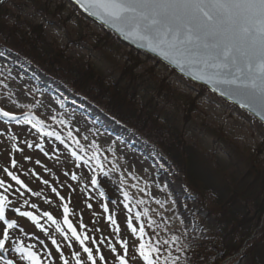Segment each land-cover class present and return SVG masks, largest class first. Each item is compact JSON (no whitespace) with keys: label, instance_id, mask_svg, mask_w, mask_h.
Wrapping results in <instances>:
<instances>
[{"label":"rangeland","instance_id":"374dc122","mask_svg":"<svg viewBox=\"0 0 264 264\" xmlns=\"http://www.w3.org/2000/svg\"><path fill=\"white\" fill-rule=\"evenodd\" d=\"M0 9V22L9 29L8 35L0 33V108L15 116L0 115V180L4 181L0 194L9 201L5 218L18 220V226L9 230L5 248L0 249V264L8 260L30 264L21 259L28 249L37 254L41 264H77V259L91 264L64 223V205L77 233L89 237L84 244L93 249L97 264H119L116 257L123 254L122 241L127 242L129 264H143L136 252L140 236L128 229L129 219L137 230L144 226L145 243L159 240L161 251L154 255L160 259L179 255L187 248L183 242L187 236L205 238L207 232L197 212L203 207L210 211L213 206L207 205L208 198H200L205 202L202 207L191 197L184 175L163 165L162 145L168 131L170 140L176 134L209 163L224 164L231 177L251 172L247 179L252 185V174L264 175L262 124L162 64L143 55L134 57L128 47L83 18L67 0H0ZM27 24H39L49 44L46 51L59 52L66 62L57 57L58 64H51L42 47L33 49L29 33H23L29 30ZM67 69L74 73L68 74ZM130 70L137 75L134 83L130 82L134 75L128 73V78L126 73L128 84L118 80L117 89L123 96L135 89V99L112 98L116 106L124 108V123L113 118L119 119L107 111L106 103L91 100L94 93L87 96L73 85V79L84 74L113 84L122 72ZM146 100H152L150 109L160 114L161 122L145 121L146 111L152 112L140 105ZM169 113L178 118L172 120ZM165 117L166 123L162 122ZM93 176L96 185L91 182ZM259 191L264 194V186L260 185ZM102 205H107V212ZM15 208L38 216L43 227L19 217ZM44 212H49L55 223L43 216ZM110 215L115 225L108 219ZM192 246L194 249L196 243ZM18 248L26 251L21 253ZM76 252L79 257L73 256Z\"/></svg>","mask_w":264,"mask_h":264},{"label":"snow or ice","instance_id":"6c2138e0","mask_svg":"<svg viewBox=\"0 0 264 264\" xmlns=\"http://www.w3.org/2000/svg\"><path fill=\"white\" fill-rule=\"evenodd\" d=\"M77 3L92 16L111 24L118 32L129 38L144 41V47L152 52H158L181 69L195 68V79L208 83L228 84L239 91L251 94L258 99L264 111V0H77ZM0 115L15 119L12 112L3 108H0ZM36 147L40 148V145L37 144ZM12 164L15 166L16 161L13 160ZM4 171L17 184L26 187L13 172L7 169ZM72 179H76L75 174L72 175ZM91 182L96 185L97 178L93 176ZM44 183L47 184L48 181L45 180ZM0 187H4L3 180H0ZM52 191L56 192V189L53 188ZM8 207V197L0 194V221L3 222L0 224L2 230L0 249L5 248V242L10 238L9 230L18 226V220L5 218V209ZM88 207H91V204ZM102 207L108 211L107 205ZM13 211L18 213L19 217L30 219L36 227H43L38 222L39 217L32 212H21L19 208ZM63 211L64 223L68 230L79 242L91 264H97L93 249L84 244L89 237L81 238L77 233L68 219L67 205H64ZM43 216L55 223L49 212H44ZM108 219L113 225L116 224L113 216L110 215ZM136 219H140L139 213ZM127 227L133 235L140 236L136 252L143 264H159V256L154 255L161 251L159 240L145 243L144 226L141 224L137 230L131 219L128 220ZM57 231L64 235L59 227ZM116 231L119 232L118 226ZM92 242L95 243V240ZM163 243L167 245L168 241L165 240ZM52 244L56 245L59 251L55 239L52 240ZM109 247L113 252L117 251L111 245ZM121 248L123 254L116 259L119 264H129L126 241L121 242ZM17 251L24 253L26 250L18 248ZM96 252L98 254L99 249ZM73 256L79 257L80 253H73ZM60 258L63 259V256ZM21 259L29 260L30 264H41L40 258L31 249H28L27 255H22ZM100 259L103 260L104 257L100 256ZM7 264H14V261L8 260ZM64 264L68 262L65 261ZM77 264H81L80 259H77Z\"/></svg>","mask_w":264,"mask_h":264},{"label":"trees","instance_id":"16d2710c","mask_svg":"<svg viewBox=\"0 0 264 264\" xmlns=\"http://www.w3.org/2000/svg\"><path fill=\"white\" fill-rule=\"evenodd\" d=\"M1 10V9H0ZM28 29L24 34L29 33L32 48L40 50L42 47L45 54L51 64H58V58H64V55H60L59 52L46 51L44 36L41 34V26L39 24H27ZM15 28V27H14ZM0 33L6 35L9 34L4 22H0ZM3 35V34H2ZM10 36V35H9ZM116 41V40H115ZM118 44V43H117ZM134 57H139L133 51H130ZM55 56V57H54ZM66 62V59H65ZM91 69V68H90ZM88 69V70H90ZM131 72H122L115 82L108 83V85L101 78L93 76V74H84L78 78L73 79V85L76 86L75 90L82 92L89 96L94 93L95 97H90L91 100L96 102L106 103L107 111L116 115L121 121H125L123 109L114 104L112 98L124 97V101L128 98L135 99L134 94L137 93L135 89L130 88V92L123 96V93L118 91V80H124V75ZM87 72V70H86ZM68 74H73L71 69H67ZM133 79L131 85L134 83L137 75L132 73ZM129 78V74H128ZM88 81L92 82L90 86ZM128 84V81H125ZM111 89H114L111 92ZM140 92L139 95H141ZM101 99H106L102 100ZM148 102V104H146ZM145 103H140L142 108L150 109L152 100H146ZM192 104V101H189ZM192 108V107H191ZM190 108V109H191ZM144 114L145 121H151L152 123L161 120L159 113L150 109ZM157 114V116H155ZM170 118L175 120L178 116L174 113H169ZM168 115V116H169ZM180 118H182L180 116ZM143 119V120H144ZM140 120V119H137ZM164 123L168 122L167 117L162 120ZM126 122V121H125ZM172 128V127H171ZM182 129V128H180ZM167 141L162 145L163 154L168 162L167 166H173L178 172L182 173L185 177L186 185L191 192L192 197L203 207L204 201L200 198L210 200V204L213 207L210 211L203 207V210H198L197 215L200 217L204 228L207 232L205 238H194L187 236L183 241L187 248L180 250V254L176 257H171L169 254L161 256L160 264H264V194L260 193V185L264 186L263 177L254 176L252 174V184L248 182L247 174H240L236 177L227 175L229 171L224 164L214 163L206 159L205 156L199 154L198 150L187 144L184 140H178V136L175 134V139H171V132ZM172 137H174L172 135ZM217 157V156H215ZM234 178V179H233ZM260 228L256 230L259 226ZM254 234V237L247 242V247L232 260H227L242 246L244 240L250 235ZM192 242L196 243V247L193 249ZM261 244V245H260Z\"/></svg>","mask_w":264,"mask_h":264},{"label":"water","instance_id":"95a60500","mask_svg":"<svg viewBox=\"0 0 264 264\" xmlns=\"http://www.w3.org/2000/svg\"><path fill=\"white\" fill-rule=\"evenodd\" d=\"M68 1L69 3L72 4V6H74L78 10L79 14L83 18L100 26L103 30L114 34L121 44L126 45L136 50L137 52L148 55L154 58L155 60L161 62L162 64L166 65L171 70L179 74L181 77L186 79L187 81L195 85L206 88L209 92H211L215 96H218L219 98L229 103L230 105L246 112L248 115H250L252 118H254L256 121H258L264 126V111H262L258 99L254 98L251 94L244 91H239L228 84L208 83L203 80L195 79L194 78L196 73L195 68L190 69L185 67L184 69H181L179 66L165 59L158 52H152L148 48L144 47V43H145L144 41L129 38L125 34L118 32L115 28L111 26V24L105 23L101 19L92 16L85 8L81 7L80 4L77 3V0H68ZM244 105H249V106L245 107Z\"/></svg>","mask_w":264,"mask_h":264},{"label":"bare ground","instance_id":"6f19581e","mask_svg":"<svg viewBox=\"0 0 264 264\" xmlns=\"http://www.w3.org/2000/svg\"><path fill=\"white\" fill-rule=\"evenodd\" d=\"M68 1V0H67ZM69 2V1H68ZM218 97V96H216ZM219 98V97H218ZM221 99V98H220ZM222 100V99H221ZM260 177H263V180H264V175L260 174Z\"/></svg>","mask_w":264,"mask_h":264}]
</instances>
